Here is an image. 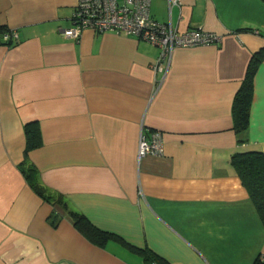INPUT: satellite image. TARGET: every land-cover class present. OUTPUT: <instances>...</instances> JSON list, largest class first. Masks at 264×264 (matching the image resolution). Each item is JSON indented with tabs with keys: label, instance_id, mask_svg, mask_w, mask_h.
Segmentation results:
<instances>
[{
	"label": "crops",
	"instance_id": "crops-1",
	"mask_svg": "<svg viewBox=\"0 0 264 264\" xmlns=\"http://www.w3.org/2000/svg\"><path fill=\"white\" fill-rule=\"evenodd\" d=\"M76 2L0 0V27L18 33L0 45V264H149L72 213L166 264H260L264 224L231 159L264 153V61L247 131L232 121L264 49V0H150L156 22L221 37L176 47L163 76L161 50L138 37L65 38ZM141 133L160 134L161 155L138 160Z\"/></svg>",
	"mask_w": 264,
	"mask_h": 264
},
{
	"label": "built area",
	"instance_id": "built-area-1",
	"mask_svg": "<svg viewBox=\"0 0 264 264\" xmlns=\"http://www.w3.org/2000/svg\"><path fill=\"white\" fill-rule=\"evenodd\" d=\"M169 4L180 5L181 0H168ZM70 26L62 30L65 38L79 40L85 30L102 34L135 36L161 50L153 69L165 74L173 50L176 47H193L219 43L220 36L205 33L199 29L176 32L171 26L156 22L150 14V0H77ZM18 42L14 29L0 27V45L13 46ZM163 151L160 134L146 136L141 133L137 158L159 156ZM264 262V258L260 264Z\"/></svg>",
	"mask_w": 264,
	"mask_h": 264
},
{
	"label": "trees",
	"instance_id": "trees-1",
	"mask_svg": "<svg viewBox=\"0 0 264 264\" xmlns=\"http://www.w3.org/2000/svg\"><path fill=\"white\" fill-rule=\"evenodd\" d=\"M2 28V27H1ZM5 28V27H4ZM264 61V49L255 52L248 63L244 80L236 92L232 104V121L233 130L236 134H243L249 127L250 109L253 96V78ZM25 132L27 137V149L36 147L39 144L38 128L34 124H26ZM240 144L245 140L238 141ZM232 165L236 170L242 185L248 192L252 200L259 218L264 224V153L259 151L237 152L232 156ZM27 179L31 187L39 194L43 195V190L36 182L34 170L26 173ZM74 224L85 230L88 234L95 233L103 241L115 240L128 249L142 255L149 264H166L161 258L150 251L141 250L127 244L122 238L97 230L84 216L72 213ZM264 264V262H262Z\"/></svg>",
	"mask_w": 264,
	"mask_h": 264
}]
</instances>
